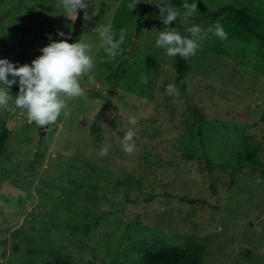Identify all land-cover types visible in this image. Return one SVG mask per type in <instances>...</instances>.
Masks as SVG:
<instances>
[{"label":"rangeland","instance_id":"obj_1","mask_svg":"<svg viewBox=\"0 0 264 264\" xmlns=\"http://www.w3.org/2000/svg\"><path fill=\"white\" fill-rule=\"evenodd\" d=\"M86 1L77 42L94 45L87 99L68 100L44 133L15 107L18 82L0 109L11 128L0 157V264H140L144 243L154 252L153 243H201L202 264H264V42L230 10L210 16L246 7L264 33V0H195L196 13L167 26L182 35L219 21L228 33L209 34L182 78L176 56L156 47L166 26L154 17L157 3L182 9L184 0H137L132 11L133 0ZM57 2L0 0V59L31 65L58 32H71L78 12L69 19ZM139 16L154 24L137 35ZM109 22L117 39L127 30L115 60L93 31ZM170 83L178 96L167 94ZM130 128L136 148L127 154ZM247 152L259 160L241 162Z\"/></svg>","mask_w":264,"mask_h":264},{"label":"clouds","instance_id":"obj_2","mask_svg":"<svg viewBox=\"0 0 264 264\" xmlns=\"http://www.w3.org/2000/svg\"><path fill=\"white\" fill-rule=\"evenodd\" d=\"M148 2V0H146ZM137 0H133L127 7L132 11L136 8ZM57 8L62 7L65 16L71 19L74 13L84 9V20L90 19L87 9L89 3L86 0H58ZM158 18L166 27L159 32L156 39V47L164 49L167 56H180L188 59L196 55L201 42L208 38L209 34L215 35L221 41L228 38V33L224 30L219 21L207 29L193 25L186 29L188 35H181L176 28L167 27L178 19L186 22L187 19L198 11L195 0L191 4L184 0L182 9L172 6L170 3L159 4ZM93 31L99 34L102 41L101 47L109 60H115L118 55H122L124 50L122 45L127 37V30L121 28L119 38L112 24L100 23ZM61 37L59 41L49 39L52 42L41 49L42 55L34 59L29 64L17 67L8 59H0V109H7L11 100L12 85L19 84V94L15 96V107L26 111L27 118L41 128L54 124L62 112L67 109V101L73 98L87 99V93L82 87V80L87 75L88 82L95 84V76L91 75L95 68L92 51L94 45L85 42L69 43L71 33L58 32ZM11 75L12 79H9ZM18 78V81L17 79ZM148 82L147 76L141 75V83ZM166 92L170 96H178L179 91L175 84H168ZM131 95V94H130ZM137 118L131 117L129 123L133 126L137 124ZM136 133L130 128L123 139L121 147L127 154L135 151L134 137ZM109 147L100 150L101 156H107Z\"/></svg>","mask_w":264,"mask_h":264},{"label":"trees","instance_id":"obj_3","mask_svg":"<svg viewBox=\"0 0 264 264\" xmlns=\"http://www.w3.org/2000/svg\"><path fill=\"white\" fill-rule=\"evenodd\" d=\"M87 2V1H86ZM224 10H230L236 14L237 21L243 27L253 33L256 38L264 42V33L257 32L255 24L258 23V18L252 15L246 7L237 8L233 5H225L221 10L210 13L214 19L219 17ZM140 14L146 13V8L139 9ZM154 24V21L148 18H137L136 34L139 35L143 28L149 27ZM182 35H188L186 31ZM81 30L79 35L74 39V43L80 39ZM176 70L179 78H182L190 68L188 59L176 56ZM17 67L24 64H15ZM11 136V128L6 121L0 118V157L3 155L7 148ZM258 161V155L255 152H247L246 156L241 155L240 160L246 159ZM149 244L144 243L139 251L140 264H202L203 257L206 251L205 245L201 243H188L186 246L176 247L171 245L152 244V248L157 249L155 252L149 249Z\"/></svg>","mask_w":264,"mask_h":264},{"label":"water","instance_id":"obj_4","mask_svg":"<svg viewBox=\"0 0 264 264\" xmlns=\"http://www.w3.org/2000/svg\"><path fill=\"white\" fill-rule=\"evenodd\" d=\"M84 9L78 10L77 17L73 23V30L68 32L67 34L71 33V39L68 40L69 43H74V39L79 35L81 27L84 23ZM47 127L42 128V132L46 131Z\"/></svg>","mask_w":264,"mask_h":264}]
</instances>
